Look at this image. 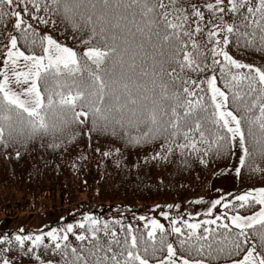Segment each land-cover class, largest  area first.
<instances>
[{
	"label": "snow or ice",
	"instance_id": "1",
	"mask_svg": "<svg viewBox=\"0 0 264 264\" xmlns=\"http://www.w3.org/2000/svg\"><path fill=\"white\" fill-rule=\"evenodd\" d=\"M0 162L41 216L66 172L264 177V0H0ZM215 191L5 219L0 264H264V184Z\"/></svg>",
	"mask_w": 264,
	"mask_h": 264
},
{
	"label": "trees",
	"instance_id": "2",
	"mask_svg": "<svg viewBox=\"0 0 264 264\" xmlns=\"http://www.w3.org/2000/svg\"><path fill=\"white\" fill-rule=\"evenodd\" d=\"M260 59L258 55L252 53H249L247 57L248 62L259 61ZM12 167L14 166L0 162V215L16 216L20 213H30L27 201L22 199L24 190L18 183L19 173L17 177L10 174L9 170ZM215 178L209 172H202L197 169L191 174L184 173L179 178H175L171 186L158 190L154 186L153 180L145 178L141 182L137 180L134 173L132 175L126 173L113 174L111 177H106L100 185H96L93 177L89 176L87 177L89 187L81 191L80 179L66 172L59 177L52 178L51 188H49V181L44 182L46 191H54L55 203L49 199L47 207L41 211L47 213L46 210L78 204L79 208L81 205L83 207L74 212L76 216L92 209L97 215L109 218L116 214L117 205L132 206L137 215L145 214L155 203H181L183 210V207L187 205L185 201L194 200L199 196L215 198L218 195L215 189L213 190ZM261 184H264V177H250L245 174L237 180L235 187L224 190L243 191L248 187L260 186ZM97 187L100 188L99 195L95 194ZM9 213L14 214L9 215ZM127 215L131 219V214Z\"/></svg>",
	"mask_w": 264,
	"mask_h": 264
},
{
	"label": "rangeland",
	"instance_id": "3",
	"mask_svg": "<svg viewBox=\"0 0 264 264\" xmlns=\"http://www.w3.org/2000/svg\"><path fill=\"white\" fill-rule=\"evenodd\" d=\"M236 182H237V178L235 177V175L216 176L213 182L214 184L213 190L216 188L231 189L235 187ZM209 197H205V198L208 199ZM189 207L191 206L187 204L186 206L183 207V209ZM198 207L199 206H197V208ZM80 208L78 207V204L67 207L63 206L62 208L59 209L46 210L47 213H45V215L43 216H41L39 213L30 214L29 212L20 213L16 216H6L2 214L0 215V222H3L5 219H7L9 221V226H19L21 224H28L32 227H39L44 223H50L51 220L56 219L61 215L68 216L69 213H74ZM76 217L79 218V215H77Z\"/></svg>",
	"mask_w": 264,
	"mask_h": 264
}]
</instances>
